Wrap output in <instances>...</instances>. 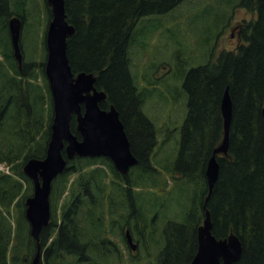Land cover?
I'll return each instance as SVG.
<instances>
[{
  "label": "trees",
  "instance_id": "16d2710c",
  "mask_svg": "<svg viewBox=\"0 0 264 264\" xmlns=\"http://www.w3.org/2000/svg\"><path fill=\"white\" fill-rule=\"evenodd\" d=\"M180 1L65 0L66 18L75 27L67 37L71 68L96 74V87L106 92L100 106L112 103L119 111L138 161L122 174L105 156L68 159L52 180L50 218L37 241L24 214L32 182L22 165L44 155L50 133L46 54L39 61L22 57L17 62L7 22L16 11L23 25L27 0H0V163L10 168L0 169V264H30L37 243L40 264H119L123 227L152 237L150 212L164 217L162 245L153 259L137 257L134 264H189L205 208L216 237L231 232L239 237L242 253L233 264H264V0H237L256 13L241 23V42L185 72L181 92L186 114L178 146L173 156L153 162L155 127L142 110L144 92L151 91L138 87L129 45L140 35V17ZM20 44L23 54L22 38ZM227 85L232 100L228 148L216 156L218 176L205 200V167L223 136L220 100ZM71 128L75 131L74 118ZM110 173L124 183L107 180ZM174 203L182 204L180 219L167 215Z\"/></svg>",
  "mask_w": 264,
  "mask_h": 264
},
{
  "label": "water",
  "instance_id": "95a60500",
  "mask_svg": "<svg viewBox=\"0 0 264 264\" xmlns=\"http://www.w3.org/2000/svg\"><path fill=\"white\" fill-rule=\"evenodd\" d=\"M51 17L45 30L46 56L44 75L52 102V120L45 153L42 157H30L23 163L24 173L31 179L32 192L25 199L24 214L29 223V232L38 241L43 226L50 217V191L53 178L66 166L67 159L74 155H103L110 158L115 168L125 173L137 162L130 148V141L119 117V111L111 104L100 106L106 97L103 89L95 86L96 74L79 70L74 72L67 55V37L75 31L66 19L65 0H46ZM13 55L22 62L20 47L21 19L12 15L8 19ZM223 118V137L214 148L205 167L208 187L207 199L218 176L219 163L216 153L225 154L228 148L229 128L232 117V100L228 85L220 100ZM264 118V106L262 108ZM75 119V131L71 121ZM80 134V137L78 136ZM205 207V204H203ZM197 226V249L189 264H233L242 253V244L237 234L231 232L216 237L212 232L209 210ZM131 248L136 247L129 231L126 232ZM41 256L37 243L31 264H39Z\"/></svg>",
  "mask_w": 264,
  "mask_h": 264
},
{
  "label": "rangeland",
  "instance_id": "374dc122",
  "mask_svg": "<svg viewBox=\"0 0 264 264\" xmlns=\"http://www.w3.org/2000/svg\"><path fill=\"white\" fill-rule=\"evenodd\" d=\"M236 2L237 0H181L164 12L139 18L136 25H140V35L135 43L129 45L130 67L138 87L145 86L146 90L151 91L149 94L144 92L142 110L155 127L157 141L152 150L153 162H158L168 153L173 156L175 147L178 146L186 114V99L181 92L185 72L192 65L214 61L222 50L234 49L242 39L237 28L232 29V25L256 16L254 11ZM46 4V0H27L23 9L24 22L20 37L23 60L32 58L39 61L41 54L46 52L45 45L42 44L48 20ZM13 13L17 14L16 11ZM2 165L1 170L10 172L8 164L1 162L0 166ZM106 179L124 183V180L111 173L107 174ZM65 193L64 191L63 195ZM181 205L172 204L167 215L180 219ZM149 216L154 218L152 237H148L147 233L136 232L133 237V241L138 243L135 249L129 247L125 240L119 239L122 252L119 264H134L137 257H140V261L153 259L161 248L164 217L159 213L154 217L153 212ZM126 229L127 226H124L123 231ZM146 229L149 232L147 227Z\"/></svg>",
  "mask_w": 264,
  "mask_h": 264
},
{
  "label": "flooded vegetation",
  "instance_id": "af4514ba",
  "mask_svg": "<svg viewBox=\"0 0 264 264\" xmlns=\"http://www.w3.org/2000/svg\"><path fill=\"white\" fill-rule=\"evenodd\" d=\"M240 26H241V22L240 23H236V24H234V25H232V29H235V28H237V32H238V35H239V28H240ZM158 82V81H157ZM138 83V82H137ZM95 84V83H94ZM139 85H141V84H139ZM96 86V85H95ZM99 89V88H98ZM105 99V98H104ZM101 102V101H100ZM112 104V103H111ZM111 104H109V106L111 105ZM108 106V107H109ZM108 107H105V108H108ZM120 117V116H119ZM74 118V117H73ZM121 119V118H120ZM123 122V121H122ZM124 124V123H123ZM124 129H125V127H124ZM126 131V130H125ZM126 134H127V132H126ZM127 136H128V134H127ZM131 148V147H130ZM101 156H103V155H98V157H101ZM138 161V160H137ZM68 163V162H67ZM137 163V162H136ZM135 164V163H134ZM131 168V166L129 167V169ZM129 169L127 170V172H125V173H128V171H129ZM120 172V171H119ZM125 173H123V174H125ZM127 232V231H126ZM126 232H124V234H125V242H126V244H128V246L130 247L131 245H130V243L128 242V240H127V235H126ZM129 233H130V235H131V238H132V240L134 239L133 237H134V233L133 232H131L130 230H129ZM138 244V243H137Z\"/></svg>",
  "mask_w": 264,
  "mask_h": 264
}]
</instances>
